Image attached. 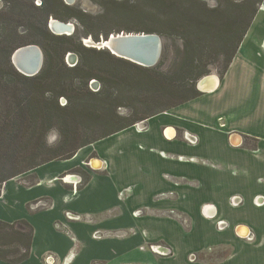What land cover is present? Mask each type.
<instances>
[{
  "label": "crops",
  "instance_id": "crops-1",
  "mask_svg": "<svg viewBox=\"0 0 264 264\" xmlns=\"http://www.w3.org/2000/svg\"><path fill=\"white\" fill-rule=\"evenodd\" d=\"M263 44L264 0L212 89L147 119L145 132L129 127L79 149L71 159L51 161L5 181L0 186V220H25L33 228L29 258L20 264H47L46 259L63 263L73 244L56 225L65 224L66 211L93 219L68 223L78 243L68 264H178L181 252L184 264H264V203L254 204L256 197L264 202ZM184 131L196 135L198 142L186 143ZM160 152L206 159L219 168L165 158ZM93 161L102 163L100 168ZM83 173L89 178L82 184ZM26 176L29 182L19 181ZM128 187L125 200L118 201V193ZM161 193L174 197L158 199ZM234 196L242 199L238 207L229 203ZM202 207L214 219L204 217ZM142 208L183 213L190 228L160 215L132 219V212ZM217 220L228 227L217 230ZM123 228H136L137 236L91 238L95 229ZM141 230L147 242L165 244L172 254L140 251ZM247 234L253 235L252 241L245 239ZM244 248L256 256L235 263ZM193 253L196 260L190 263L186 257ZM209 254L213 258L208 261L199 259Z\"/></svg>",
  "mask_w": 264,
  "mask_h": 264
},
{
  "label": "trees",
  "instance_id": "trees-1",
  "mask_svg": "<svg viewBox=\"0 0 264 264\" xmlns=\"http://www.w3.org/2000/svg\"><path fill=\"white\" fill-rule=\"evenodd\" d=\"M216 1V6L202 4L201 9L164 6L168 11L163 22L168 29L128 27L114 32L166 34L181 40V48L177 47L164 71L161 60L153 67H142L107 49L73 45L72 38L54 35L46 27L20 36L11 26L0 36V63L4 61L10 70L0 73V78L9 76L1 82L0 92V186L45 163L71 159L85 146L198 97L201 92L195 82L212 66H218L222 78L262 0ZM55 2L65 14L43 11L81 21L80 11L62 0ZM27 4L23 7L28 10L38 9L30 1ZM124 16L140 18L134 11H126ZM108 35L102 33L105 38ZM34 43L43 48L44 64L38 74L23 76L14 71L8 58L18 46ZM69 51L80 53V62L74 66L64 62ZM91 79L103 86L91 91ZM60 97L66 99L64 106L59 105ZM118 107H127L130 113L120 115ZM92 126L100 129L90 131ZM52 129L59 133L60 142L46 147L45 136ZM83 178L82 184L89 177L83 173ZM32 236L33 228L27 221L0 220V260L20 264L28 259Z\"/></svg>",
  "mask_w": 264,
  "mask_h": 264
},
{
  "label": "rangeland",
  "instance_id": "rangeland-1",
  "mask_svg": "<svg viewBox=\"0 0 264 264\" xmlns=\"http://www.w3.org/2000/svg\"><path fill=\"white\" fill-rule=\"evenodd\" d=\"M29 1L32 2L33 5L38 9L28 10L27 8L23 7V6L28 5L27 3ZM43 1L44 0H0V36L2 37L6 33H8L11 26L12 27L14 26L16 28V32L20 36H26L30 34L32 31L39 32L44 27H46V29L51 33V31L48 28V21L50 20V18H53L59 21L70 22L74 26L73 32L70 35H64L68 38L69 37L72 38L73 42L71 44L73 45L80 44L84 47L94 48V47H97L96 45L93 44L95 43V36L100 38L102 36V33L111 34V33H114L119 28L135 27L134 29H136V28H141V27L160 26L163 29H168L163 22V20H165L166 18V13L168 11L167 8H164V6L168 8H171L170 5L174 7L193 6L194 9H201L202 4H204L207 8H211L217 5L216 0H73L71 2L62 0L64 4L72 7L75 11H80L82 13L81 21H80L75 17H71L66 20L60 19V18H57L53 13L43 11L44 9H46L50 11H56L60 15L65 14L64 11L60 10L55 0H45V2ZM235 1H239V0H235ZM162 3H164V5H162ZM126 11L138 12L140 15V18L139 19L126 18L124 16V13ZM133 32H136V31H133ZM154 34H157V33H154ZM157 35L161 39V54H160V58L158 62L160 60L163 61L161 70L164 71L169 67L170 60L173 57L174 52L176 51L177 47L181 48V40L175 37L168 36L166 34H157ZM88 40H90L91 42L87 43ZM30 45H36L42 51L43 61H42V65L40 68V71H41L43 64H44L43 48L42 46L35 44V43L30 44ZM20 47H23V45H20L17 48H20ZM162 54L164 55L163 58H162ZM80 58H81L80 53L78 51H69V52H66L65 54L64 62L65 64H67V66H74L77 62H80ZM8 62L12 66L14 71H16L17 73H20L17 70L16 66L13 64V62L11 61L10 56L8 58ZM216 67L214 66L210 67L209 73L206 74L205 76L214 75L219 78L220 77L219 68L218 66ZM6 71L10 73L8 66L5 64L4 61H2L0 63V73L6 72ZM205 76H202L201 78L196 80L195 87L197 90H198L197 88L198 82H200L202 78ZM8 77L9 76L0 78V92L2 90L1 82L8 79ZM100 86H103V85H101V83H99L96 79H91L88 84V88L91 91H97L100 88ZM65 104H66V99L64 97H60L59 105L64 106ZM117 112L120 115H126L130 113V109L127 107H118ZM99 129L100 128L98 126H92V129L90 131H98ZM59 142H60V136H59V133L55 129L50 130L46 134L45 136L46 147H55L58 145ZM19 181L27 183L30 181V177L26 176L24 178H21ZM126 195L127 193L123 197L118 196V201L120 202L124 201ZM78 215L80 216V218L77 220L68 219L66 218V215H65L64 216L65 224L64 222L62 223L65 226L60 229L56 228L57 230L65 231L66 235L70 237L72 244H73L68 254L62 259V261L66 259L67 264L74 258V251L78 244L76 237L73 235V233L68 228V223L72 221L86 222V223L93 222L92 217L89 215H85V214H78ZM138 218L132 216V219L136 220ZM18 229L22 230V228L20 227ZM68 229H69V232H68ZM135 229L136 228L95 229L91 234V238L95 240H100V239H121V238L137 236L136 234L137 231ZM121 230L127 231V232L135 231V233L134 234L129 233V235L127 236L120 237L117 234ZM141 232L142 230L139 231V235L144 240H143V243L138 246V248L142 252L143 251L149 252L148 250L140 249V246L144 245L145 242H147L146 239L142 236ZM95 233H99V236H94ZM150 254L152 253L150 252ZM193 254L196 255L195 253ZM190 255L191 254L187 255L186 257L187 261L190 263L195 262V261L191 262L189 260ZM249 256H251L250 258H252L256 256V254L244 248L238 251L237 257L234 259V262L237 263V259L244 260L247 257L249 258ZM211 258H213V256L209 254L206 257L201 256L199 259L208 261ZM184 259L185 258H184L183 252L177 255L178 264H184ZM247 264H255V263L248 260Z\"/></svg>",
  "mask_w": 264,
  "mask_h": 264
},
{
  "label": "water",
  "instance_id": "water-1",
  "mask_svg": "<svg viewBox=\"0 0 264 264\" xmlns=\"http://www.w3.org/2000/svg\"><path fill=\"white\" fill-rule=\"evenodd\" d=\"M66 1L71 2L73 0ZM48 28L51 33L59 36L70 35L74 29L69 22L59 21L53 18H50L48 21ZM90 42V40L87 41V43ZM93 44L97 46L94 47L96 49H107L116 57L129 60L132 63L147 68L155 66L161 54V39L154 33L120 31L118 33H111L106 38L101 36L99 40L95 41ZM21 49L24 50L26 62L31 65L30 67L32 70L29 73H25L19 70L14 63L13 64L16 66L17 70L25 76L31 77L36 75L40 71L42 65V51L36 45H27L20 47V49L17 48L11 55L12 62L13 55ZM215 84L216 83H212L205 89H201L199 85H197V88L199 91L210 90Z\"/></svg>",
  "mask_w": 264,
  "mask_h": 264
},
{
  "label": "built area",
  "instance_id": "built-area-1",
  "mask_svg": "<svg viewBox=\"0 0 264 264\" xmlns=\"http://www.w3.org/2000/svg\"><path fill=\"white\" fill-rule=\"evenodd\" d=\"M263 49H264V44H263ZM132 128L137 133H142V132H145V131L148 130V126H147L146 120L139 121V122L135 123L132 126ZM168 131H167V133H168ZM182 136H183V140L186 143L190 144V145H195L198 142V137L196 135H194V134H191V133H188V132L184 131ZM160 155L162 157H165V158L176 159V160L182 161V162H186L187 161V162H191V163H199L201 165L208 166V167H211V168H219V165H216V164L212 163L211 161L206 160V159H202V158L185 157V156H178V155L174 156V155L166 154L164 152H160ZM164 178L169 180V181H171V182L174 179L173 177H171L170 175H167V174L164 175ZM129 191H130L129 187L125 188V189H123L122 191H120L118 193V196L119 197H123ZM172 197H174V195L172 193H161V194L158 195V199L159 198L160 199H162V198H167L168 199V198H172ZM229 203H230V205L232 207H238L242 203V199L240 197L234 196V197H231L229 199ZM263 203L264 202L263 201H259L257 199V197H256V199H254V204L256 206H261V205H263ZM201 212H202L204 217L210 218V219H214V215L210 214V213L208 214L207 211H205V207L202 209ZM146 214L160 215V216H163V217L172 218V219L176 220L186 230L189 229L190 225H191L190 220H189V218L186 215H184L183 213H180L178 211L172 210V209L171 210H165V211H158V210H149L147 208H142V209H136L135 211L132 212V216L136 217V218L141 217V216L146 215ZM65 215H66V218H68V219L77 220V219L80 218V216L78 214H72L69 211L65 212ZM64 226L65 225L62 224V223H59V224L56 225L57 228H62ZM215 226H216L217 230L222 231V230H224L225 228L228 227V224H227L226 221L217 220L215 222ZM129 233L134 234L135 231H132V232L120 231V232H118L117 235L120 236V237H124V236L129 235ZM141 233H142L143 237H146L147 233L145 231L142 230ZM94 236H99V233H95ZM245 237H246L245 239L248 240V241H252V239H253V235L247 234V236H245ZM140 249L141 250H148L153 255H157L159 257H168V256H170L172 254L171 248H169L165 244H161V243L145 242L144 245L140 246ZM195 259H196L195 255L191 254L190 257H189V260L191 262H193V261H195ZM53 263H54V260H51L50 262L49 261L47 262V264H53ZM62 264H67L66 259L63 261ZM126 264H133V263H126Z\"/></svg>",
  "mask_w": 264,
  "mask_h": 264
},
{
  "label": "bare ground",
  "instance_id": "bare-ground-1",
  "mask_svg": "<svg viewBox=\"0 0 264 264\" xmlns=\"http://www.w3.org/2000/svg\"><path fill=\"white\" fill-rule=\"evenodd\" d=\"M69 24L70 25H72L70 22H69ZM72 27H74L73 25H72ZM21 52V53H20ZM22 58H24L25 60H23V64H20L21 63V59ZM14 61L17 63V65H18V68L20 69V70H22L23 72H25V73H29L31 70H32V68L30 67L31 65L29 64V63H27L26 62V58H25V52H24V50H18L17 52H16V54H15V56H14ZM209 80V81H208ZM211 82V83H210ZM212 83H216V78L214 77V76H205V77H203L202 78V80L198 83V85H199V87L201 88V89H205V88H207V87H209ZM209 84V85H208ZM166 133H167V131H166ZM168 134L170 135V134H172V131L170 130V131H168ZM236 140H237V138H235ZM239 140V139H238ZM238 140L237 141H235V142H238ZM102 163H100L99 161H93L92 162V165L94 166V167H97V168H100V165H101Z\"/></svg>",
  "mask_w": 264,
  "mask_h": 264
},
{
  "label": "flooded vegetation",
  "instance_id": "flooded-vegetation-1",
  "mask_svg": "<svg viewBox=\"0 0 264 264\" xmlns=\"http://www.w3.org/2000/svg\"><path fill=\"white\" fill-rule=\"evenodd\" d=\"M20 49V48H19ZM16 54V53H15ZM15 54L13 55V63L17 66V68H18V65H17V63L14 61V56H15ZM23 60H25L24 58H22L21 59V63L20 64H23ZM19 69V68H18ZM20 70V69H19ZM22 71V70H21ZM245 233V232H244ZM243 233V234H244Z\"/></svg>",
  "mask_w": 264,
  "mask_h": 264
}]
</instances>
